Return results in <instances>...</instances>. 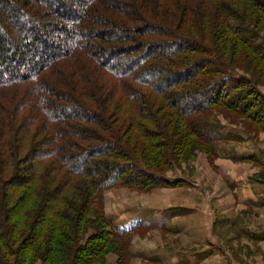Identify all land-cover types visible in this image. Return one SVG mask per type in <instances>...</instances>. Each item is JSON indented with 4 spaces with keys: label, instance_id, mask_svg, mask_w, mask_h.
Returning <instances> with one entry per match:
<instances>
[{
    "label": "trees",
    "instance_id": "1",
    "mask_svg": "<svg viewBox=\"0 0 264 264\" xmlns=\"http://www.w3.org/2000/svg\"><path fill=\"white\" fill-rule=\"evenodd\" d=\"M217 110L264 130V0H0V264H131L104 191L243 141Z\"/></svg>",
    "mask_w": 264,
    "mask_h": 264
},
{
    "label": "rangeland",
    "instance_id": "2",
    "mask_svg": "<svg viewBox=\"0 0 264 264\" xmlns=\"http://www.w3.org/2000/svg\"><path fill=\"white\" fill-rule=\"evenodd\" d=\"M216 114L222 133H236L243 141H223L213 161L200 151L169 171L168 177L185 181L176 191H142L122 185L104 191V210L110 213L113 227L123 230L145 223L146 228L133 234L129 263L264 264V183L259 181L264 179V130L238 116L218 110ZM243 157L256 161H242ZM166 192L176 197L164 202ZM157 193L162 196L155 197ZM249 197L259 201L249 202ZM152 205L160 211L145 217H160V222L124 220ZM119 207H123L120 226L116 222ZM189 221L191 240L190 232L185 233ZM117 260V254L109 253L105 264H117Z\"/></svg>",
    "mask_w": 264,
    "mask_h": 264
},
{
    "label": "crops",
    "instance_id": "3",
    "mask_svg": "<svg viewBox=\"0 0 264 264\" xmlns=\"http://www.w3.org/2000/svg\"><path fill=\"white\" fill-rule=\"evenodd\" d=\"M261 167H263V166H261ZM260 182H263L264 183V179H262V180H259ZM260 182H257V183H260ZM157 190H163V189H165V187H159V188H156ZM156 189H154V190H156ZM156 190V191H157ZM176 191L177 189L175 188V189H173V191ZM179 190H181V189H179ZM181 192H183L182 190H181ZM160 196H162V193H157V195H155V197H160ZM254 196H256L255 194H254ZM163 197H167V199L166 200H164V202H167V200H170L169 198L170 197H176L175 196V193L173 194V195H170L169 193H167L166 192V194L163 196ZM257 197V196H256ZM245 199H246V197H245ZM249 202H257V201H259V200H253V201H250V197L247 199ZM183 201H187V198L186 199H184ZM262 202V205H263V207H264V200L263 201H261ZM261 205V204H260ZM164 208H167V209H169L167 206H163ZM157 208H159V207H157V206H151V207H145V209L144 210H138V211H136V212H134V213H132V214H130V216L129 215H126V217H124V220H128L127 221V223L128 222H130V221H135L136 219H141V220H145V218L147 219V220H154V221H157V222H160L162 219L160 218V217H154V216H152L151 218H148V217H145L146 216V214H149V213H154V212H156V211H160V210H156ZM160 209V208H159ZM253 210V209H252ZM107 212H108V210H107ZM144 213H145V215H144ZM108 215L110 214L109 212L107 213ZM166 217V215L164 216V218ZM169 219H172V217H169ZM116 222H117V225H123V207H119L118 208V214H117V218H116ZM149 224H151V223H149ZM191 228H192V224H191V221H189V222H187V226L185 227V233H189V236L191 235V233H192V231H190L191 230ZM200 234V240H202V234H201V230H200V232H199ZM190 240H191V236H190Z\"/></svg>",
    "mask_w": 264,
    "mask_h": 264
}]
</instances>
